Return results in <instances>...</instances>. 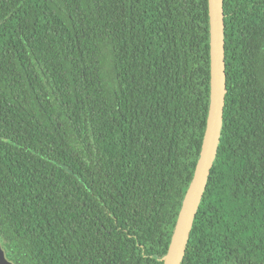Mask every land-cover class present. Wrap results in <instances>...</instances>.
Instances as JSON below:
<instances>
[{"label": "trees", "instance_id": "trees-1", "mask_svg": "<svg viewBox=\"0 0 264 264\" xmlns=\"http://www.w3.org/2000/svg\"><path fill=\"white\" fill-rule=\"evenodd\" d=\"M225 103L181 264H264V0H223ZM207 0H0V244L12 264H162L209 105Z\"/></svg>", "mask_w": 264, "mask_h": 264}, {"label": "water", "instance_id": "water-1", "mask_svg": "<svg viewBox=\"0 0 264 264\" xmlns=\"http://www.w3.org/2000/svg\"><path fill=\"white\" fill-rule=\"evenodd\" d=\"M209 17V105L195 168L183 196L162 264H181L199 203L216 158L225 103V23L223 0H207ZM0 264H12L0 244Z\"/></svg>", "mask_w": 264, "mask_h": 264}]
</instances>
